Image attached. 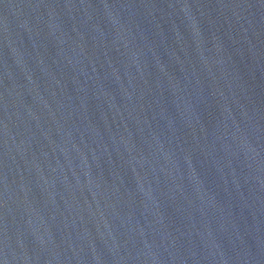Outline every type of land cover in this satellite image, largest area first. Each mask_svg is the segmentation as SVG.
<instances>
[{
    "label": "water",
    "instance_id": "water-1",
    "mask_svg": "<svg viewBox=\"0 0 264 264\" xmlns=\"http://www.w3.org/2000/svg\"><path fill=\"white\" fill-rule=\"evenodd\" d=\"M0 264H264V0H0Z\"/></svg>",
    "mask_w": 264,
    "mask_h": 264
}]
</instances>
